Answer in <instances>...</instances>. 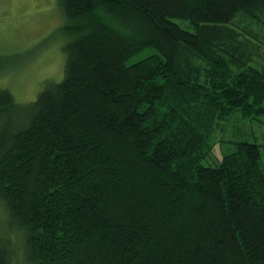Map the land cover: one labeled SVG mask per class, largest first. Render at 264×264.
<instances>
[{"label": "trees", "instance_id": "16d2710c", "mask_svg": "<svg viewBox=\"0 0 264 264\" xmlns=\"http://www.w3.org/2000/svg\"><path fill=\"white\" fill-rule=\"evenodd\" d=\"M61 4L63 78L0 86V264H264L262 146L206 161L264 115V0Z\"/></svg>", "mask_w": 264, "mask_h": 264}, {"label": "rangeland", "instance_id": "374dc122", "mask_svg": "<svg viewBox=\"0 0 264 264\" xmlns=\"http://www.w3.org/2000/svg\"><path fill=\"white\" fill-rule=\"evenodd\" d=\"M61 5V0H0V86L10 89L20 103L33 101L47 81H60L64 76L65 46L71 36L65 28L67 20ZM248 23L247 18L239 19V33L248 29ZM245 47L248 51L254 48ZM253 124L263 139L264 125L256 121ZM251 129L249 122L241 118L221 122L211 136L213 149L206 161L218 164L224 154L234 151L231 143L235 139L254 141ZM262 150L264 162V146ZM4 219L0 206V226Z\"/></svg>", "mask_w": 264, "mask_h": 264}, {"label": "crops", "instance_id": "0c3cea01", "mask_svg": "<svg viewBox=\"0 0 264 264\" xmlns=\"http://www.w3.org/2000/svg\"><path fill=\"white\" fill-rule=\"evenodd\" d=\"M254 121H256V123H258L259 125H264V115L261 117L260 120H254ZM249 124H250V127H252V129H251L252 131H250L249 134H252L253 137H254V141H252V142L259 143L262 146V149H263V146H264V138L262 139V137H260V135L258 134L257 130L254 128L253 121L249 122ZM263 166H264V162H263Z\"/></svg>", "mask_w": 264, "mask_h": 264}]
</instances>
